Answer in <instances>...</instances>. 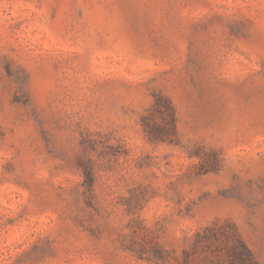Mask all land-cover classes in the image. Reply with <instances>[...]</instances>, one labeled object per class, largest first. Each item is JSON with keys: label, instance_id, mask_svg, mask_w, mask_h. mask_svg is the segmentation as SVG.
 I'll return each mask as SVG.
<instances>
[{"label": "rangeland", "instance_id": "1", "mask_svg": "<svg viewBox=\"0 0 264 264\" xmlns=\"http://www.w3.org/2000/svg\"><path fill=\"white\" fill-rule=\"evenodd\" d=\"M0 264H264V0H0Z\"/></svg>", "mask_w": 264, "mask_h": 264}]
</instances>
